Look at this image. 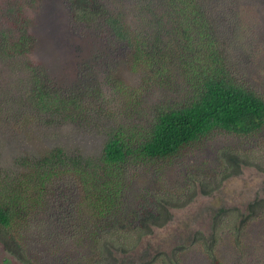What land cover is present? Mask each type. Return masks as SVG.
Wrapping results in <instances>:
<instances>
[{
	"label": "rangeland",
	"instance_id": "rangeland-1",
	"mask_svg": "<svg viewBox=\"0 0 264 264\" xmlns=\"http://www.w3.org/2000/svg\"><path fill=\"white\" fill-rule=\"evenodd\" d=\"M18 1H28V8L18 6ZM103 2L113 9L127 8L122 14L125 21L140 17L134 0ZM152 3L161 8V0ZM204 4L207 28L223 65L234 79L264 96V0H204ZM72 13L66 0H0V41L6 40L5 31L14 39L19 23L32 19L34 40L28 43L38 44L22 57L0 55V161L4 165L25 152L56 145L74 157L101 155L111 130L140 128L156 108L178 104L188 93L185 52L169 17L165 16L161 30L146 25L140 31L153 51L149 68H141L130 61L128 43L113 33L107 15L80 20ZM189 37L195 44L197 39ZM31 66L59 72L62 80L53 72L58 87L75 91L83 88L76 82L91 70L94 78L86 85L97 84L98 89H92L91 96H81L79 120L66 115L52 120L47 115L44 121L33 118L34 124L24 126L27 116L19 114V107L30 87ZM118 79L123 85H118ZM231 153L239 154L237 173L226 159ZM124 177L121 214L115 220H101L102 224L82 210L88 202L81 179L60 178L59 189L31 211L21 229L26 256L36 264H84L82 258L92 254L99 237L129 235L131 251L121 256V264L150 259L152 264H264V214L247 217L251 199L264 197V127L251 135L215 131L166 162L127 165ZM153 215L166 219V224L155 225ZM144 223L152 228L150 233ZM142 231L147 234L139 241ZM214 252L217 261L211 256ZM0 263L25 262L0 243Z\"/></svg>",
	"mask_w": 264,
	"mask_h": 264
},
{
	"label": "trees",
	"instance_id": "trees-1",
	"mask_svg": "<svg viewBox=\"0 0 264 264\" xmlns=\"http://www.w3.org/2000/svg\"><path fill=\"white\" fill-rule=\"evenodd\" d=\"M66 1L70 4L73 16L80 20H86L93 14L107 15L106 23L113 33L128 43L130 61L133 65L140 64L141 68H149L151 57L148 56L153 51L150 42L140 31H143L146 25L161 30L165 16L169 17L174 21L177 34L181 36L180 45L185 52L184 76L188 93L178 104H164L156 108L140 128L119 127L111 130L101 155L74 157V154L65 147L56 145L43 151L25 152L23 157L18 156L10 165H4L0 161V243L26 264L36 263L25 254L20 242L21 229L29 222L31 211L38 210L48 196L55 194L59 189L60 185L56 183L63 176L81 179L84 188L87 189L88 202L83 205L82 210L89 218L97 219L95 223L102 224L101 220L105 218L115 220L116 216L119 217L121 214L119 212L121 198L126 190L124 172L127 165L137 162L146 164L166 162L178 157L218 130L251 135L264 127V96L234 79L223 65L214 46L215 39L207 28L204 0H161V8H156L152 0H134L135 7L140 12L136 22L125 21L122 18L127 8H117L116 5L113 9L103 0ZM34 2L40 3V0ZM27 3L18 1V6L28 8ZM145 9L150 11L149 15L143 13ZM14 11L13 7L9 9L11 16L14 15ZM135 23L142 25L138 26ZM32 25V19L24 21L23 24L19 23L20 27L14 39L10 37L9 31L3 32L5 33L3 38L6 40L0 41V55L5 53L22 57L33 52L38 44L28 43L34 40L30 35ZM190 35L197 39L196 45L190 41ZM32 68L28 74L30 87L23 93V103L19 107V114L27 116V123L25 122L24 126L34 124L33 118L44 121L47 115L52 120L58 115L73 116L79 120L83 108L81 96L84 94L91 96L92 89L95 91L98 89L97 84L93 87L86 85L91 77L94 78L91 70L85 72L83 80L76 82L78 87L83 85V88L80 90L77 88L75 91L74 88L58 87L60 82L59 79L56 80L53 72L62 80L63 76L59 72L48 67ZM157 68H162L160 72L164 71V67L159 63ZM80 81H83V84ZM118 85H123L119 79ZM238 156L239 154L232 153L226 155L233 173L239 172ZM251 200L248 203L247 217L264 214V197ZM153 219L155 225L166 224V219L164 221L163 218L154 215ZM142 225L149 227L148 233L152 231L148 224ZM144 234L147 232L142 231V234L138 235L139 241ZM101 237L93 244L92 254L82 258V262L121 264L123 258L121 256L131 251L130 236L118 239ZM116 243L122 248H118ZM211 256L217 261L215 252ZM157 257V255L153 257L155 262ZM151 260H145L143 264H152Z\"/></svg>",
	"mask_w": 264,
	"mask_h": 264
}]
</instances>
